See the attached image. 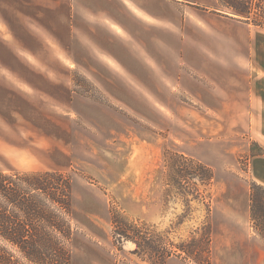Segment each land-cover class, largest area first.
Returning <instances> with one entry per match:
<instances>
[{"label":"crops","instance_id":"0c3cea01","mask_svg":"<svg viewBox=\"0 0 264 264\" xmlns=\"http://www.w3.org/2000/svg\"><path fill=\"white\" fill-rule=\"evenodd\" d=\"M230 15L217 0H0V123H28L52 106L54 118L74 123L72 138L103 136L96 121L84 122L99 107L67 85L76 72L122 107L136 98L138 113L169 133L179 122L205 139L233 130L264 148V28ZM249 167L264 187V156ZM247 246L234 264H264V239ZM71 264L123 263L112 251L83 249L71 251Z\"/></svg>","mask_w":264,"mask_h":264},{"label":"rangeland","instance_id":"374dc122","mask_svg":"<svg viewBox=\"0 0 264 264\" xmlns=\"http://www.w3.org/2000/svg\"><path fill=\"white\" fill-rule=\"evenodd\" d=\"M193 7L209 9L196 4ZM252 9L254 12V6ZM67 85L99 107L86 115L84 122L96 121L104 137L98 132L96 137L95 132L81 131L72 138L70 124L74 123L54 118L52 106L49 116L35 112L28 123L3 120L0 171H57L70 175L74 254L83 249L112 251L114 259L123 264L137 258L131 242L123 241L117 250L110 220L112 209L129 222L146 223L166 243L177 245L197 239L192 233L201 234L205 211L195 203L187 208L181 200L173 199V187L165 184L171 172L168 159L173 153L194 158L214 171L210 188L212 264H223L225 260L234 264V257L245 252L248 242L260 237L249 217L250 185L257 183L249 164L253 156H264V148L247 140V136L235 135L233 130L205 131V139L187 135L179 122L169 133L154 115L138 113L136 98L125 99L126 106L122 107L76 72ZM53 95L57 98L56 90L51 91ZM101 107L108 110L101 111ZM76 121L86 127L80 119ZM154 125L162 128L155 129ZM257 223L262 224L260 219Z\"/></svg>","mask_w":264,"mask_h":264},{"label":"trees","instance_id":"16d2710c","mask_svg":"<svg viewBox=\"0 0 264 264\" xmlns=\"http://www.w3.org/2000/svg\"><path fill=\"white\" fill-rule=\"evenodd\" d=\"M218 3L232 18L264 28V0ZM168 160L171 172L165 184L173 187L171 197L187 208L195 203L206 213L201 234L193 232L197 239L172 245L146 223L129 222L112 209L115 246L123 241L133 243L132 253L150 264H164L171 257L191 264H211L210 188L214 171L184 154L173 153ZM72 193V179L64 172L0 171V264H71L75 232ZM249 200L251 224L264 239V187L251 183Z\"/></svg>","mask_w":264,"mask_h":264}]
</instances>
